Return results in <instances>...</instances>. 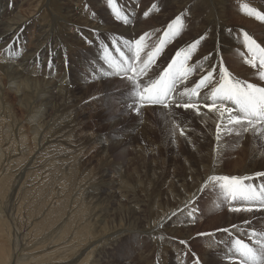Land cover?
<instances>
[{"label":"bare ground","instance_id":"bare-ground-1","mask_svg":"<svg viewBox=\"0 0 264 264\" xmlns=\"http://www.w3.org/2000/svg\"><path fill=\"white\" fill-rule=\"evenodd\" d=\"M57 1L60 4V6L58 5L60 7V16H54L50 21L48 20L49 17L45 15L47 13L46 11L43 10L42 14H40V10V12H34L35 9L32 8V0H19L17 9L21 8V10L19 9L20 11L17 13L15 12L16 14L8 19L2 16L0 18V52L3 49V59L6 60V57H10L15 60L9 64H0V264H100V262L118 246L121 239H130L133 237H137L138 239L147 238L154 241L148 252V256L150 257V253L155 249L154 258L151 261L149 257H145L146 252L144 249L140 253L144 264L149 262L150 264H172L174 263L172 261L175 259V257L172 256L173 252L180 250V245L177 246V243H174V239L176 238V241L181 243V241L187 242L190 237L186 230L180 229V224H182L185 219L183 221L179 219L180 215H182L181 212L186 209L189 210V205L192 203L191 201H186L187 198L197 195L201 183L202 187H212L211 182L208 181V177L227 175L219 172V161L217 160L218 162H215L214 159H212L213 157H210L208 160H210L211 162H209L212 164L209 163L207 169L203 167L206 169V175L200 183V180L198 181L199 184H193L194 186L192 185L189 188L186 183L189 177L190 179L193 177L194 170L190 171L192 168H185L184 170L186 173L180 175L177 171L169 174V170L165 169L166 167L164 166L160 167L161 171L159 173H156L153 166L147 165L146 171L148 175L151 173H153V175L149 182L150 187L148 186L149 188L146 189L144 193L148 196L149 202H152V204L155 203L152 209L145 212L140 203H134L136 205L133 204V206H127L123 209L122 215L117 221L106 222L104 220L107 208L110 205L107 204V206L104 207H99L98 205L92 206L93 203L89 194H92L94 203L99 204L105 201V198L110 195L109 193L113 191L115 193V190L119 191L122 190L121 188H127L129 193L138 190H135L134 187H130L127 182L123 187L121 177H116L117 174L111 175L103 165V160L101 165L99 164V169L96 173L81 176L80 169L77 172L74 171L77 166H83V169L87 167L93 169L91 167V161L86 159L88 157L86 149L92 146L93 136L91 138L83 136V133H81V125L86 122L88 116L86 111L90 112L91 110V112H97V108L94 105L96 103H102L101 101L104 98L100 97L102 96L101 92L103 91V86L106 85L110 79H106L107 82H105V79H103L105 76L100 74V70L96 75L95 69L86 68V65L81 64L82 59L80 60L78 57V51L80 47H84L83 44L86 43L87 45L89 41L91 42L93 37L87 41L80 40L79 35L86 36L83 33L84 31L81 32L80 30L83 29L95 32L93 36H96L98 34L101 35V31L114 32L112 29H115L121 34L122 38L128 37L130 39V37L134 35L137 37V34L149 31L150 28L147 27L148 24H146V21L141 22L139 19L136 21L134 20L132 22L133 24H129V22L124 24L113 23L111 18L104 13L100 0ZM74 1L88 3L94 8L96 13L100 15V18L96 17L97 19L95 22L89 23V18L87 19L86 16L82 15L80 11L81 7H78L79 5H75V7L71 6V3ZM147 1L148 0H146V2ZM260 1L261 0H241L242 3L239 2L240 6L238 5L237 8L239 7L238 9L241 8L242 10L238 14L228 12V0L175 1L176 3L172 5V7H167L169 9L167 12H165L166 10L164 9L161 15H153L150 18L151 22L154 24V28H157L163 24V20L167 19L169 16L171 17L173 12L176 15L180 12H185L182 14H185L186 17L192 15V18L189 20L184 17V19L182 18L185 25L190 22L189 25L184 26L185 29H182L175 36V43L164 51V57L167 60L172 53H174L173 51L175 50L173 49H178L182 53H188L189 46L194 41L199 40L195 50L189 53L190 59L186 60L187 67H193L195 73L188 76V79L178 86V90L182 91L189 85L192 88L193 82L199 80L200 77L205 75L209 70L213 71L214 80L212 84L219 82L221 65L228 70L233 80H239L243 84L244 82L240 80L239 76L244 73H250L249 76L245 77L246 80H244L247 83L252 82L250 80H253L257 75L256 73H258L257 68L254 69L252 66H243L238 59L237 53L244 49L250 55L252 54L248 50L247 41L244 40L245 33L250 36L252 33L257 35L256 37L251 36L252 39L261 47L264 46V30L261 31V28H264L261 24L259 25L256 21V23L253 21L257 18L255 13L261 15L264 9V3H260ZM12 3L13 2L9 0H0V15L3 14L5 9L10 10L12 6L15 9L16 6ZM245 5H248L247 9L244 7ZM251 10L254 12L250 15L249 12ZM39 14L42 15V17H40ZM226 15L239 21L242 20L243 24L237 23L229 27L224 23ZM33 17H35L34 19L36 20H31ZM256 20L259 19L257 18ZM29 21L39 22L36 29L34 27V46L32 44V46H28L29 48L18 51V47L14 48V46L17 45V42L22 43L24 41V31H29L30 29ZM198 21L199 29L196 28L198 24L195 25ZM260 21L262 22V20ZM262 23L264 24V20ZM72 24L76 25L75 29L72 28ZM248 24H252L258 27V29L249 28L247 27ZM55 27H59L57 28L59 30L54 29ZM233 28L235 29L232 30ZM58 34L62 38H60ZM239 36L243 37L241 41L236 39ZM201 37H203V39H200ZM18 39H21V41ZM57 40H61L60 44H62L61 42L67 44L68 50L66 51L65 48V52H61L58 46L51 47L54 41ZM59 41L57 43H59ZM115 41V39L112 40L113 44L110 45L109 49L114 50L115 48L118 50ZM92 44L93 48L97 51V42L94 41L91 45ZM123 46L121 45L120 49H123ZM122 51L123 50L120 52ZM8 60L10 61V59ZM42 60L44 65H48L51 70H53L49 73L50 78L47 80L38 79L37 76L35 77V74L32 75V68L31 70L27 68V65L30 67L33 64L37 67V64H40L39 62ZM1 61L0 63H3ZM73 61H79L75 69H71L73 65H69ZM231 61L234 63L232 65L234 67L229 69L227 68V64ZM85 70H89V72ZM54 74H56L55 77L53 76ZM30 75H32L33 78ZM256 78L259 81V78ZM148 80L149 78L142 77L138 81L143 83ZM102 81H104V83ZM130 82L131 81L126 82L129 87L133 85ZM128 86L126 88H128ZM262 86L264 87V85ZM209 95L210 92L209 94L203 92L200 97L194 98L199 107V114L195 112V116L196 120H200L202 124H206L211 130V133H213L212 139L215 141V149L212 154L219 155L223 153L224 145L220 146V144L226 136L225 133H221V138L217 140L216 125L220 118L215 111H206L208 108L204 107L205 104L210 105L212 103L210 99H207ZM120 96L124 104H128V102L132 101L129 93H123L120 94ZM8 97H11L13 101H9ZM175 99L182 105L188 98L175 96ZM223 103L225 107H234L230 101H224ZM12 107H17L20 111V113L18 112L19 117L17 119L16 117L11 118L8 116L10 111L13 110L11 109ZM139 107L141 108V105H138V108ZM140 110L143 112L144 109ZM192 110L194 111L195 109ZM143 117L145 119V123H143L145 126L147 120L145 115ZM224 123H226V119ZM25 126L27 127L24 128ZM228 127L233 126L228 125ZM236 127L238 128L239 126ZM144 130H146V128H144ZM142 132L143 130L141 133ZM251 133L252 131H248V135H245V137L250 136L249 134ZM237 135L241 138L243 133L242 135ZM144 136L145 135L142 136V139H145L146 136ZM145 144L150 143L148 142ZM102 148L103 147L100 146L96 154H102L103 157H106L101 151ZM139 150L142 151L143 148L138 147V151ZM239 152H241L240 155L242 157L247 153L249 154V152H247V145H244L243 142ZM71 155L73 156L71 157ZM70 161L74 164L67 165ZM211 166H215V168L213 169ZM258 172H264V165L263 168L252 167V169L242 170L238 175L233 173V175L229 177L251 176L253 178L245 182L252 184L256 183L258 185L264 181V177H256L254 175ZM148 175L144 176L147 178ZM90 176H93V179H90ZM105 176L112 177L111 180L120 183L115 187V190H109L105 195L100 196L98 192H94L92 189L95 185L101 187V181ZM113 177H116V179L114 180ZM96 178L99 180V183L96 182L97 180L95 181ZM132 178L133 174L130 175L129 179ZM31 180L32 182H30ZM50 181H54L57 183V186L62 187L70 194L71 200L68 201L65 198H58L57 202H52L54 197L52 196V185L50 186ZM187 187L189 190L183 192ZM45 191V196L46 199H48L50 207L47 205V210L45 213L41 212L42 215L33 214L34 211L30 210V217L32 214V217H34L33 223H31V219L29 220L27 218L29 221V224H27L28 222L24 221L23 211L17 213V209H19V207L21 208L25 203L27 208L33 205V208H35L34 210H36L39 207V202H42L41 195L43 197ZM219 191L218 195L221 194ZM36 193L37 196L35 195ZM185 193L188 194L186 195ZM120 194L123 195L122 193ZM34 195L36 198L31 201L28 198H24L26 196L33 197ZM218 195H216L215 198L218 199ZM116 200L114 201L115 204H117ZM85 201L87 202L86 205L92 206L93 209L90 210L86 216L82 217V219H78L73 215V212L79 209V211H81V209L84 208H88L89 210V207L84 205ZM17 203L21 205L18 207ZM67 203L71 205L67 207ZM78 204H80L79 208H77ZM16 206L18 208L14 211ZM186 206L189 207L186 208ZM230 206L236 207L240 205L233 201L230 203ZM262 209L264 210V208ZM209 210L214 212L210 207ZM209 210L206 208L207 212H209ZM229 211L230 217L233 212H231V210ZM252 212H254V210ZM252 212L240 211L238 214L249 215L250 213L251 215L254 214ZM262 213L264 214V212ZM191 215H193V213ZM173 216H176V219H174ZM140 217H145L146 219L141 221ZM182 217L183 216H181V218ZM218 219L219 218L215 219L212 223ZM29 227H31V229L28 230ZM45 231L47 233L42 240L34 236L35 233L38 235L41 232L45 233ZM220 232L216 233V235L222 240L224 236L223 233L225 232ZM30 235L35 238H30ZM205 240L206 251L204 250V252L200 254H195V257L199 264H212L214 260L210 258L209 251L210 249L214 250V248L212 249L213 246L210 245L213 244L210 234L207 235ZM181 244L183 247L187 246L185 243ZM171 245H174L175 248ZM166 246H170V248L167 250L165 249ZM217 247L219 248H215V250L218 252V255L221 258L224 257L222 259L227 260L229 257L225 256L220 249L222 246ZM172 248L173 250H171ZM158 250L164 255V261L162 262L160 259L155 260ZM169 252L171 253L169 254ZM119 264L137 263L133 260L122 263L119 262Z\"/></svg>","mask_w":264,"mask_h":264},{"label":"rangeland","instance_id":"rangeland-1","mask_svg":"<svg viewBox=\"0 0 264 264\" xmlns=\"http://www.w3.org/2000/svg\"><path fill=\"white\" fill-rule=\"evenodd\" d=\"M9 1H12L13 2L12 4L15 5L16 8L14 9L13 6L11 5L12 7L10 8V10L5 9L3 14L0 15V18L2 16L5 19H8L12 15L16 14L18 11L21 10V8H19L20 10L17 9L19 0H9ZM32 1H33L32 8L35 9L34 12L40 10L41 11L40 14H42L43 10L46 11L48 14L46 13L45 15H47V17H49L48 18L49 21L52 20V18H54V16H57V17L60 16V14H59L60 13V7H59L60 4L58 3L57 0H46V1L45 0H32ZM100 1H101L100 4L102 5V7L104 9V13L106 15H108V17L111 18V21H113V23L124 24V23L129 22V24H130L134 20L136 21L137 19H139L141 22L146 21V24H148L147 27L150 28L149 31H144V33H139L140 35L137 34V37H136V35H134V36L130 37V39L128 37L122 38L121 34H119L115 29H112L114 32H103V31H101L102 32L101 35L98 34L96 36H93L95 34V32L83 30V29L80 30L81 32L84 31L83 33L86 35V36L79 35L80 40L87 41L88 39L93 37L91 39V42L89 41V43H87V45H86V43L83 44L84 49L82 47H80V49L78 51V57L80 58V60L82 59L81 64L86 65V68L89 67V69H95L96 75L98 74V72L100 70V74L105 76V78H103V79H105V82H107L106 79L107 80L109 78L110 79L108 80L106 85L103 86V91L101 92L102 96H100L101 98H104L101 101L102 103H96L94 105L97 108V112H91V110H90V112L86 111V114L89 117L87 116L86 122L81 125V133H83V136H85L87 138L88 137L91 138L93 136L92 137L93 138L92 146H90L89 148L87 147V149H86L88 152V157L86 159L87 160L89 159L91 161L90 163L92 164L91 167L93 169L88 168V167L83 169L82 168L83 166L82 167L77 166V168H75L74 171L77 172L80 169L81 170V176H87L91 173H96L97 170L99 169V164L101 165L102 160H103L104 161L103 165L105 166L106 170L111 175L117 174L116 177H118V176L121 177V183H123L122 184L123 187H124V184L127 182V184L130 187H134L135 190H138L136 192H134V191L131 192L134 195L129 193V190L127 188H124V189L121 188L122 190L116 191L115 187L118 186V184L120 182L111 180L112 177H106V176L103 177V179L101 181V187H98L95 185V187L92 189V191L98 192L100 196L105 195L107 193V191H109V190H115V193H114V191L109 193L110 195L105 198V201L102 203H99V204L94 203V200L92 199V194H89V197L92 200V203H93L92 206L98 205L99 207H104V206H107V204L110 205L107 208L104 220L106 222L117 221L118 218L122 215L123 209L126 208L127 206L128 207L133 206L134 203H140L143 206L142 208H143V210H145V212L152 209V207L155 203L152 204V202H149L148 196L146 195V193H144L145 190L150 187L149 182H150L151 177L153 175V173L148 175V172L146 171L147 165L153 166L156 173H159L161 171L160 167L164 166V167H166L165 169L169 170V174L171 172L177 171V173H179L180 175H184V173H186V171L184 170L185 168H187V167H189L190 169L192 168L190 171L194 170L193 171V177H192V179H190V177H189L187 179V183H186V185H188L189 188L193 184L194 185L199 184L201 182V180L203 179V177L206 175V173H207L206 169L208 167L207 165L211 162L210 160H208L210 157H213L212 159H214L215 162L219 161V163H218V169H220L219 172L223 173L227 176L233 175V173L235 175H238L242 170L252 169V167H254V168L255 167L256 168L262 167L263 168V165H264V138H258L256 135L253 134V132L251 134H249L250 136H248V137H245V135H248V132H244L243 136H241V138H239V135H237L236 132H233L231 134L225 133L226 137H224V138L226 141L223 138L222 143L220 144V146L224 145L223 151H222L223 153H220L219 155H215V154H212L213 150L215 149V141L212 139L213 133H211V130L209 129V127H207L206 124H202L200 122V120L199 121L196 120V116H195L196 111L195 110L193 111L192 109H185L182 106L177 107L173 103L168 109H161V108H157V107L148 108V107H142L141 106V108L140 107L139 108L144 109L142 112L139 108H138V111L134 110V108L131 106L132 101L128 102V104L127 103L124 104L121 100L120 94H123V93H125V94L129 93L131 95V98H132L131 100H133V87L134 86L131 85L129 87L126 84V82L130 81V80L127 79V76L125 75V73L117 72L113 67L110 66L109 62L115 61V62L121 63L119 61V53H117V51L123 50L122 51L124 54L123 57H128V55L130 56V53L127 52L130 49L129 45L131 43H134V41L138 40L142 35L147 34L145 40L141 44V47L143 48L141 60H138L137 62H135L133 60V62H132L135 65V68L137 69V71H139L138 69H140L143 66L141 61L145 58L146 54L153 47H155L156 42L158 41V39L160 37H165L164 40L166 42L163 46L162 53L159 56V59H158L159 61H157V63H153L154 66H151L150 68H148L146 76H144V75L137 76V80H139L142 77L154 79L156 71L159 70L166 63V61L169 59L168 58L166 60V58L164 57V51H166L168 49V47L170 45H173L175 43L174 41H176V37H175L176 35L172 36L170 34L171 30L168 29V26L174 20V18L177 15L174 14V12H173L171 14V17L169 16L167 19L163 20V22H162L163 24L157 28L156 27L154 28V24L151 22L150 18L153 15H158V14L161 15L163 13L164 9L166 10L165 12H167V10H169L167 7H172V5H174L176 3L175 1L184 2L186 0H148L147 2H146V0H113L112 4H110L108 2V0H100ZM239 2H241V0H237V1L236 0H228V2H227L228 3V8H227L228 12L229 13L233 12L235 14L240 13V11L242 9L241 8L238 9L239 7L237 8L238 5L240 6ZM260 3H264V0L263 1L261 0ZM75 5H77V6L79 5L78 6L79 8L81 7L80 11H81L83 16H86L87 19L89 18V20H90L89 23L95 22L97 18H100L99 17L100 15L98 13H96L94 8L91 5H89L88 3H86V2H75V1L73 3H71V6L75 7ZM11 10L13 11V13ZM50 11H52V12H50ZM118 11H119V15H117ZM144 11L148 12L147 16L144 15V13H145ZM251 11H253V10H251ZM182 13H185V12H180L179 14H182ZM40 14H39V16L42 17V15H40ZM228 15L225 16L224 23L227 24L229 27H231V26H233V24H237V23L243 24L242 20L239 21L235 18H230ZM261 15H264V9H263ZM124 16L129 17V18H127V21H125V19H123ZM35 17L31 18V20L34 19ZM183 17L185 19L189 20L190 18H192V15H189V17L188 16L186 17V15L185 16L183 15L182 18ZM256 19L257 18H255V20H253V21L254 22L256 21L257 24H259V25L261 24V26L264 28V24L262 23L263 20L261 22L260 19L259 20H256ZM34 20H36V19H34ZM29 22H30L29 23L30 29H29V31L28 30L24 31V37H23L24 41L22 43L17 42V45L14 46V48L18 47V51H20V50L23 51L24 48H29L30 46H32V44L34 46V41H35L34 30L36 29L37 24L39 22L38 21H34V22L29 21ZM189 23L190 22L186 23V25L184 23V26L189 25ZM192 23H194V22H192ZM198 23H199V21L197 23H195V25ZM184 26L182 29H185ZM34 27H35V29H34ZM75 27H76V25L72 24V28L75 29ZM247 27H249V28L252 27V28L258 29V27L254 26L252 24H248ZM57 28H59V27H55L54 29L59 30ZM196 28L199 29V24L196 25ZM234 29L235 28H233L232 30H234ZM166 30L169 31V35H167V36L164 34ZM263 30L264 29L261 28V31H263ZM58 36H60V35L58 34ZM251 36L256 37L257 35L252 33ZM60 38H62V37L60 36ZM113 39L116 40L115 42H116V46H117L118 50H116L115 48H114V50L109 49L110 45L113 44L112 43ZM236 39H239V41H241L243 39V37L239 36ZM18 40L21 41V39H18ZM58 41L59 40L54 41V43L51 45V47L58 46V48L61 49V52H65V48L67 51L68 45L63 43V42H61L62 44H60L61 40L59 41V43H57ZM94 41L97 42V45H98L97 51L93 48V44L91 45V43H93ZM120 44L122 46L125 44L123 46V49H120V46H121ZM238 44H240V43H238ZM166 46H167V48H166ZM126 48H128V49H126ZM173 48H175V47H173ZM262 48H264V46ZM125 49H126V51H125ZM173 50H175V51H173L174 53H172V55L178 51L181 52L178 49H173ZM2 52H3V49L0 52V61L2 60L1 62H3V63H0V64H9V63L15 61L14 59H12L10 57H6V60L3 59L4 56L2 55ZM162 54H163V56H162ZM237 55H238V59L241 61L243 66H249V67L251 66L250 64H248L246 62L247 60L250 59V57H249L250 54L247 51H245L243 49V50L239 51L237 53ZM103 56H104V58H103ZM251 56H252V54H251ZM179 58H180V61H183L185 63V66L187 67V62L184 61V56L181 55ZM8 59H10V61ZM243 59H245V60H243ZM197 60H195V61H197ZM5 62H7V63H5ZM78 62L79 61H73L72 63H70L69 65H73L71 67V69H75L77 67ZM39 63L41 65L37 64L38 65L37 67L33 64L30 67H29V65H27V68H29L30 70L32 68V70H31L32 75L35 74V77L37 76L38 79H43V80L49 79L50 78L49 73L53 70H51V68L48 65H44L43 60L40 61ZM257 63H259L258 60H257ZM192 64L195 65L194 63H192ZM233 64L234 63L232 61L228 62L227 68L231 69L232 67H234V66H232ZM74 65H76V66H74ZM85 71L89 72V70H85ZM258 72H259V70H258ZM153 73H154V75H153ZM193 73H195V71H192L189 74V76H191V74H193ZM149 74H150V76H149ZM256 74L258 75V76L256 75V77L259 78V81L255 77L253 80H250V81H252L251 83L254 85L257 84L256 86H258V87H263L262 85H264V83H263L262 79L260 78L258 73H256ZM32 75H30V76L33 78ZM127 75H131V74H127ZM249 75H250V73L241 74L239 76L240 80H242V82H245V80H246L245 77H247ZM53 76L55 77L56 74H54ZM102 82L104 83V81H102ZM194 82H193V84H194ZM130 83L133 84L132 81ZM127 86H128V88H126ZM186 88L190 89L191 87L189 85ZM205 90L207 91V93L210 92L209 89L204 88L205 93H206ZM202 94H203V92L201 93V95ZM8 100L13 101V99L11 97H8ZM137 107H138V105H137ZM11 109H13V110L10 111L8 116L11 118L16 117V119H17L19 117V113H20L19 109L17 107L16 108L12 107ZM127 111H129V112H127ZM206 111H209V110H206ZM90 115H91V117L92 116L93 117L91 118ZM144 115H145L146 120H147V124L145 126L143 124V123H145V119L143 117ZM26 127L27 126H25L24 128H26ZM144 128H146V130H144ZM142 130H143V132L141 133ZM181 130H183V135L181 134ZM240 134L242 135V133H240ZM143 135H145L147 138L144 136L145 139H142ZM148 142L150 144L151 143L152 144L151 145L145 144ZM242 142L244 145H247V152H249V154L247 153L243 157L240 155L241 152H239V149L242 145ZM100 146L103 147L101 151H102V153H104L106 155V157H103L102 154H99V155L96 154L97 151H99L98 148ZM138 147H142L143 150L138 151ZM135 148H137V149H135ZM179 152H181V153H179ZM72 156L73 155H71V157ZM71 157H69V158H71ZM70 164H74V163L72 161H70V162H68L67 165H70ZM210 164H212V163H210ZM203 167L206 169H204ZM211 167L213 169L215 168V166H211ZM131 174H133V178L129 179ZM144 175L145 176L148 175V177H147L148 179ZM116 177H113V179L115 180ZM89 178L93 179V176H90ZM32 180L30 182H32ZM95 181L98 182L99 180L96 178ZM198 181H199V183H198ZM51 185H52V187H51L52 196L54 197V200L52 199V202L53 201L57 202L58 198H60V199L65 198L68 201L71 200L70 194H68L62 187L57 186V183H55L54 181H50V186ZM200 186H199L200 188L198 190L197 195L193 196V197L189 196L186 200L188 202L191 201L192 203L191 202L190 203H191V205L194 204L193 205L194 207L191 205H189L190 207L186 206V208L189 207V210H187V209L185 211L183 210L181 212L182 215H180V217H179V219H181L182 221L184 219L186 220V221L184 220L183 223L180 224V226H181L180 229L186 230L188 232V236H190V237H189V240H187V242H185V244L187 245L186 247H183L179 241L177 242L176 238L174 239L176 241V242L174 241V243L175 244L177 243V246L180 245V250L173 252L172 256H174L175 259L172 261V262H174L172 264H199L196 257H195V254L197 255V254L204 252V250L206 251V249H205L206 248L205 238H207L208 234H210V236H211V242L213 240V244H210V245L213 246L212 249L214 248V250L210 249V251H209L210 258H212L214 260L213 263L214 264H234L231 262L233 259H230V258H228L227 260L222 259L224 257L221 258L218 255V252L215 250V248H219L217 246H222L220 249L222 250L224 255L230 257L231 254L229 253L228 249L231 246V243L233 241H235V239L236 240L237 239L243 240L244 242L248 243L249 245H250V243L255 244L254 241H255V239H257V236H254L252 234L254 232L259 233L261 230H264V224H263L264 223V214L262 213V212H264V210L262 208L259 210L254 208L253 209L254 212L247 211V212L254 213V214H251L252 216L250 215V213H249V215L248 214H242L241 215V214H238L240 211H238V212L237 211H231L233 213H231L232 216L229 217V214H230L229 210L232 207L230 206V202L228 201V199H226L223 196V190L221 188H219L218 185L216 186L217 188L213 187V186L212 187L210 186L211 188L203 186V190H201L202 189V183ZM32 187H34V186H32ZM188 187L185 190H183V192L184 191L187 192L189 190ZM29 188H31V187H29ZM218 188L221 191H219ZM139 190H141V191H139ZM218 191H219V193L221 192L220 195H218ZM120 193H122L123 195H121ZM116 194H117V196H116ZM185 194L187 195L188 193H185ZM35 195L37 196V193ZM35 195L33 197L32 196H30V197L26 196L24 198H28L31 201V200H34L36 198ZM45 195H46V191H45L43 197L41 195L42 202H39V204H38L39 207L36 210H34L35 208H33V205H30L29 208L31 207L32 209L31 208L29 209L26 207V204L24 203L25 206L23 205L20 208L19 206L21 204L17 203V206L19 207V209H17L18 207L16 206L14 211L16 209L18 210L17 213L23 211L22 213L24 215L23 214L22 215L24 217V221L28 222L27 224H29V221L27 220V218H28L29 220L31 219L30 221H31V223H33L32 222L33 218H34V217H32L33 214H37V215L41 214L42 215V213L43 212L45 213V211L47 210L46 206L47 205L49 206L48 199H46ZM216 195H218V199L215 198ZM62 196H64V197H62ZM118 197H119V199H118ZM115 200H116L117 204H115V202H114ZM20 202H21V200H20ZM22 203H23V201H22ZM86 203L87 202L85 201L84 202L85 206H87ZM44 204H46V205H44ZM69 205H71V204L67 203V207H69ZM134 205H136V204H134ZM92 206H90V205L87 206V207H89V210H88V208L81 209V211H79L80 209L75 210L73 212V215H75L78 219H80V218L82 219V217L86 216L87 213L93 209ZM42 207H44V208H42ZM79 207H80V204L77 205V208H79ZM205 207L208 208V210L210 207L211 209L214 210V212L212 210H209L210 213L207 212ZM236 207H239V206H236ZM20 209H22V210H20ZM30 210L34 211L31 217H30V212H31ZM38 210H40V211H38ZM191 212L193 213V215H191V216L188 215ZM235 213H237V214H235ZM213 215L216 217H214ZM221 215H222V218H221ZM181 216H183V217L181 218ZM173 217H174V219H176V216H173ZM217 218H219V219L216 220L214 223H212V221H214ZM140 219L142 221V220H145L146 218L140 217ZM244 221H249V223L245 224V223H243ZM233 225H236L237 227L233 228L232 227ZM175 227H177V226H175ZM29 229H31V227H29L28 230ZM223 229H228V232L223 231ZM233 229H236V230H233ZM220 231H223L225 233L220 232ZM43 232L39 233L40 235L39 234L37 235V233H35L36 235L34 234V236H36L37 239L39 237L40 238L39 240H42L46 236V233H47L46 231H45V233H43ZM218 232L224 234V236L222 237L223 238L222 240H220V238H218V236L216 235V233H218ZM31 237L35 238V237L30 235V238ZM153 242H154L153 240L151 241V239H147V238L146 239L145 238L138 239L137 237H133L130 239L123 238L118 243V246L110 254H108L107 257H105L100 262V264H111V262H112V264H119V262L122 263V262H128V261H133V260H135V262L137 264H144L142 261V258L140 256L141 255L140 253L144 249L146 252L145 257H149L148 252L150 251V248L152 247L151 245L153 244ZM171 246L174 247V245H171ZM169 248H170V246L165 247V249H167V250ZM171 250H173V248ZM115 253H117V254H115ZM159 253H160V250L157 251L155 260L160 259L162 262V261H164V255L161 253L159 254ZM170 253L171 252H169V254ZM154 254H155V249L152 250V252L150 253V257H149L150 261L154 258ZM236 258L237 257H235L234 259H236ZM218 260H220V261H218ZM178 261H179V263H178ZM145 264H150V262L145 263Z\"/></svg>","mask_w":264,"mask_h":264},{"label":"snow or ice","instance_id":"snow-or-ice-1","mask_svg":"<svg viewBox=\"0 0 264 264\" xmlns=\"http://www.w3.org/2000/svg\"><path fill=\"white\" fill-rule=\"evenodd\" d=\"M112 4L113 0H108ZM247 9V5L244 6ZM249 14H253L250 11ZM119 15V11L117 12ZM145 16L148 12L144 13ZM185 14L177 15L174 20L169 24L168 29L171 30V35H177L184 26L182 16ZM256 17L260 20H264V15L255 13ZM123 19L127 21V17ZM166 36L169 35V31H165ZM147 34L142 35L135 41V52L129 59L141 60L140 52L143 51L141 47L142 42L145 40ZM200 39H203L201 37ZM244 40L247 41L248 50L252 53V58L246 62L250 64L254 69H259V76L264 79V48L256 43L254 39L248 34H244ZM165 40L161 39L160 43L152 48L147 55V59H143L142 67L137 69L129 64L127 67L122 66L121 63L110 61V66L117 72H123L127 76V79L133 82V100L132 107L138 111L137 105H141L143 102L149 104H160L165 108L170 106V102L174 103L177 107H183L185 109H195L199 114V107L194 98L200 97V90L210 87V95L207 99H210L212 103L205 104L209 111H215L220 120L217 122V140L221 138V133L231 134L236 132L237 134L252 131L258 138H264V87H258L254 84L244 82L243 84L239 80H233L231 74L226 68L220 66V78L219 82L212 84L214 80L213 71L209 70L205 75H202L200 79L195 83L192 88H185L184 90H178L177 86L188 79L189 74L194 71L193 67L185 66L183 61L173 59L167 69L156 79H151L147 82H139L137 76L147 75V70L154 62L155 57L162 51V46L165 44ZM199 40L194 41L189 46L188 53L177 52L176 57L184 56V61L190 59L189 53L195 50ZM121 52V56H123ZM207 59V58H205ZM258 60V64H257ZM179 64V66H177ZM215 68V66H214ZM129 72L133 75H127ZM187 97L181 105L179 101L175 99V96ZM224 101H230L234 107H225ZM226 119V123H224ZM223 124V127H222ZM232 125L233 127H228ZM236 126H239L238 128ZM183 135V130H181ZM256 177H264V172H258L254 174ZM253 177H237V176H210L208 181L211 182L213 187L217 185L223 190V196L230 201L237 202L239 207H232L231 211H253L254 208H264V182L254 185L252 183H245L246 180H251ZM203 190V187L202 189ZM191 215V213H189ZM245 224L249 221H244ZM236 228V225L232 226ZM228 232V229H223ZM257 236L254 243L256 247H251L249 244L244 243L242 240H235L231 243L228 251L231 254L230 259H234L237 254L240 258V264H264V230L259 233H253ZM181 243H185L181 241Z\"/></svg>","mask_w":264,"mask_h":264}]
</instances>
